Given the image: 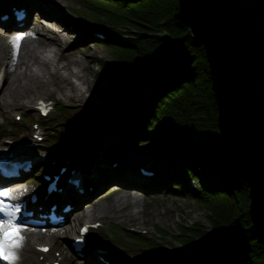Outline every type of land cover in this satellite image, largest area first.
Listing matches in <instances>:
<instances>
[{
    "label": "trees",
    "instance_id": "1",
    "mask_svg": "<svg viewBox=\"0 0 264 264\" xmlns=\"http://www.w3.org/2000/svg\"><path fill=\"white\" fill-rule=\"evenodd\" d=\"M12 1L0 0V7L5 9ZM104 2L111 6L109 20L91 24L86 34H106L97 40L112 46L116 56L100 63L103 105L108 107L99 111L97 106L91 128L80 134L85 137L82 148L77 144L66 156L76 165L89 167L100 143L111 137L110 131L119 137L112 161L128 160L138 141L153 139L160 145L158 177L149 186L170 181L174 190L180 188L178 192L204 202L211 211V228L198 223L181 227L179 235L187 236L185 245L192 253L173 257L162 240L154 243L158 238L133 233L130 239L142 249L127 264H264V243L253 230L249 213V188L232 168L218 134L205 50L178 18V0H90L88 4L105 7ZM117 24L131 25L135 32L113 31ZM125 82L134 85L131 94L137 97L129 105H118L114 102L123 98ZM112 109L119 117L107 129L114 120ZM186 174L198 181L199 190L178 183Z\"/></svg>",
    "mask_w": 264,
    "mask_h": 264
},
{
    "label": "rangeland",
    "instance_id": "2",
    "mask_svg": "<svg viewBox=\"0 0 264 264\" xmlns=\"http://www.w3.org/2000/svg\"><path fill=\"white\" fill-rule=\"evenodd\" d=\"M89 1L90 0H36L34 2L36 7L32 8V11L30 9L28 21L23 26V29L32 27L38 21V19H43L46 21L49 20L43 14L41 6L50 8L53 12L58 13V15L50 18L55 21V28L59 31H62V35L65 36L66 43L69 44V46H67L65 50H63V54H65L69 50H75L77 52L74 55L75 57L82 58L85 62H89V83L81 86L82 90H86L87 88H90V90L86 92V96L81 100H77V98H74L75 100L71 101H66L63 99L61 100V98H59V93L51 95L50 97H45L44 99L51 100L55 104V108L50 113L48 119L42 118L38 111L30 109L23 110V112L19 113L18 110H14L11 111L9 115H6L0 107V148L4 149V145L11 146L27 140L32 141V139L34 138L35 142H32L34 143L33 149L34 151H36V153H38V155H41V157H44V155H46L52 159H58L59 161L64 162L66 154L73 146H76L78 144L79 148H82V140L85 137L82 138L83 135L80 134L84 133L85 129L88 130L89 128H91L90 123L94 119L92 117L96 111L97 106L99 111H101V108L104 110L108 107V104L103 105L105 101L103 98V88L105 85L101 83L102 68L100 67V63L103 64L107 60H111L116 56L113 53L114 50L112 46H109L105 44V42H100L97 40L102 38L97 33H94L93 31V34L90 36L86 33L87 31H89V27L91 26V24L104 25L106 21L109 20V15L112 14V10L109 9L111 8V6L107 2H104L105 7L108 8L107 11L105 10L104 12L100 9L96 10V6H102L103 9H105V7L104 5L99 4H95L96 6L88 4ZM62 18L64 20H62ZM62 21L65 22V25L62 23ZM3 23L4 22L1 21L0 30H13L14 27L12 26V24H19V22H17L16 20L4 25ZM117 25L118 26L115 27L112 26L111 29L113 31L121 30L126 34L128 33V35H130L132 32H135L134 27L131 25ZM95 39L97 40V42L93 41ZM85 48L89 49V53L86 55L83 52ZM2 54L8 56L9 54H11V51L10 49L6 48ZM4 67H6L7 70L6 75H11L14 67L11 66L7 59L2 58L0 62V70ZM71 68L73 70H76L77 66L73 64ZM72 79L74 80V82L78 83L76 77L72 76ZM63 83L67 84L69 82L64 81ZM50 87L52 88L53 86ZM123 87L124 90L120 93L122 94V96L134 91V85H131L130 83L125 82L123 84ZM89 98L91 100H89ZM36 101L37 100H35L34 103ZM99 104H102L103 106ZM78 106L80 107L78 108ZM111 111L115 113L114 120H112V122L109 120L111 124L106 127L107 129L110 128L118 120L119 117L116 110L112 109ZM18 115L21 116L20 120H18ZM62 121H71V124H60ZM104 122L105 121H103V123ZM36 123L43 125V130L45 132L43 134L44 136L46 134V138L42 142L41 140L35 138L34 131L36 130ZM81 126L84 129H79ZM136 145L137 147L134 148V151L131 153L128 160L125 158H123L122 160L124 167H126L128 170H126L121 176H119L117 172H114V174L110 176L105 182H103L102 180V178L104 177L102 176L104 171L99 173V175L101 174L102 177L96 182L90 178L91 176H88V179H85L83 181L82 186L78 187V189L85 190V195H79L80 200L74 201H76V203L79 201H83V206L85 203L90 201L89 195H92L91 199L97 197L102 193H110V195H114L115 192L111 190L117 187L120 183L128 181L129 178L126 176V172L136 168L137 164L145 168L147 167V165L155 168V162L158 160L156 158L158 156L156 154V150L158 149V147H160V145H158L157 142L153 139L145 141L141 140L140 142L138 141ZM100 152L101 153H99L98 156L99 160L101 155L103 154V150H101ZM52 159L47 160V165ZM149 163H151V165H149ZM123 164L121 163L120 166ZM106 166L109 170L116 168L119 169L120 167L112 163L107 164ZM85 169L91 170L90 173L93 174L97 172L96 170H94V165H92L90 168ZM70 170L71 168L69 167V171L67 170V172L69 173V176H72ZM208 170H210L209 167ZM136 174H138L139 177H143L140 170ZM204 176V174L201 176V180H203V182L205 178ZM41 178L42 177L32 176L27 180V183L31 185L41 186ZM217 178H219V176ZM138 180L142 181V183H145L149 179L144 177ZM63 183L61 185L65 186V183ZM169 183H166L162 187L155 189L145 187L144 184V189H133L132 187L131 190L138 193L141 203L136 207H132L131 205V209L134 212L138 210H143V212H140V214L138 215L136 214V217L127 219L126 222H122L121 220L112 217H96L91 219L92 221L99 222L102 226H99L98 229H94L91 231V233L89 234V240L85 248H88V251H91L92 248H95L97 255L96 259L100 262V264L105 263H103L99 258V247H101L99 249L103 248L106 253L109 251L107 248L108 245H112L111 247L117 252H120L121 249H123L125 252H127L128 250H139L133 248L134 245H137L136 243L130 242L132 243L131 248L125 245V240H127V243H129L128 240H131L127 237V232L131 230V228L139 231H146V234L148 235L152 234V236H157L158 239H161L163 243L166 244L165 247L172 255H174L173 257H175V255L177 254L179 256H184L183 254H185V252L192 253L185 245L187 236L179 235L182 230L181 227L191 226L192 224L198 223L200 227L211 228V221L209 217L211 215V211L204 204V202L178 192L180 188L179 190H174ZM178 183L184 185L185 188H196L195 190H199L198 181H196V179L194 180L193 177L189 175L184 176V178L178 181ZM69 219V222H72V224L75 226V229L69 232L67 230V226H69L68 222L66 225H64V227H61L62 230H58L56 236L60 240V245L58 243V246L53 247L48 254L38 255L30 253V256L25 258L23 264H47V262L53 263L52 260H54L55 258L57 259L61 256L63 257V253L64 259L62 260L61 264H68L70 258H80V256L86 257L87 255L85 253L88 254V252L85 248L81 252V255L76 254L72 249L73 246L71 244V241L73 240L74 235L77 234L78 225L76 226L77 221H73L72 213L70 214ZM87 220L88 219H83L79 221L78 224L85 223ZM159 230L166 231L167 233L165 232L166 234L162 233V235H159ZM158 239L154 243L162 244V242ZM101 244L105 247H103ZM118 244H120L121 248L118 247ZM58 252H60L61 254ZM43 256L44 258L42 259ZM89 256L90 255L88 254V257Z\"/></svg>",
    "mask_w": 264,
    "mask_h": 264
},
{
    "label": "water",
    "instance_id": "3",
    "mask_svg": "<svg viewBox=\"0 0 264 264\" xmlns=\"http://www.w3.org/2000/svg\"><path fill=\"white\" fill-rule=\"evenodd\" d=\"M178 18L204 47L222 145L264 243V0H178Z\"/></svg>",
    "mask_w": 264,
    "mask_h": 264
},
{
    "label": "bare ground",
    "instance_id": "4",
    "mask_svg": "<svg viewBox=\"0 0 264 264\" xmlns=\"http://www.w3.org/2000/svg\"><path fill=\"white\" fill-rule=\"evenodd\" d=\"M35 7L36 5L34 4L32 8ZM41 7L43 14L49 20L38 19V21L28 29H23L22 27L17 28L14 24L13 30H0V62L2 58L7 59L11 66L14 67L11 75L7 76L3 85L0 86V107L6 115H9L10 112L14 110H18V113L26 109L35 111L37 110L36 104H38L40 99L50 97L56 93L60 94V97H58L61 98V100L71 101L75 100L74 98L81 100L86 96V92L90 90V88L82 90L81 86L89 83V62H85L82 58L75 57L74 55L77 53L75 50H69L63 54V50H65L69 44L66 43L62 31L55 28V21L50 18L58 15V13L53 12L50 8L45 6ZM62 20L64 19L62 18ZM62 23L65 25V22L62 21ZM17 36L23 37L20 41L18 52L14 48L13 43ZM6 48L11 51V54L8 56L2 54ZM83 52L86 55L89 53V49L85 48ZM73 64L77 66L76 70L71 68ZM72 76L76 77L78 83L74 82ZM64 81L69 82L67 84L71 85L64 84ZM50 86L53 87L51 88ZM35 100H37V102L34 103ZM89 100L91 99L89 98ZM79 107L80 106H78V108ZM109 146L110 144H105L103 147L100 163L96 164L94 167V170L97 171L96 173L93 174L90 173V171L81 169L78 176L82 178L81 183H83L89 175L93 176L95 180L102 169L108 168L106 165L110 164V156L106 150H109ZM10 147H14V145ZM24 147L25 143L19 144L18 148ZM30 148H33V146ZM128 174L135 179L139 177L133 169L130 170ZM136 184V181L122 182L111 190L115 192L114 195L102 193L92 199V195H89L90 201L85 203L79 210L73 212V220L79 222L83 219H88L86 222H95L91 219L96 217H112L126 222L127 219L136 217V214L138 215L140 212H143V210L134 212L131 209V205L132 207H136L141 203L138 193L131 190L132 187H136ZM78 207H80V204L76 206L75 209H78ZM74 229L75 226L69 223L67 230L71 232ZM53 230L56 229L45 232L43 230H30V228H28L24 232V235L26 234V239L23 248L20 250L18 264H23L25 258L30 256V253L38 254L39 251L37 250V246L48 244L51 245L52 248L58 246L60 240L57 238L56 234L58 230H62V228L59 227L58 230ZM38 255L44 254L39 253ZM63 259L64 253L63 257L60 259V264ZM90 260L97 262L94 257H91ZM52 261H58V259L55 258ZM87 261L85 257L70 258L68 264H89Z\"/></svg>",
    "mask_w": 264,
    "mask_h": 264
},
{
    "label": "snow or ice",
    "instance_id": "5",
    "mask_svg": "<svg viewBox=\"0 0 264 264\" xmlns=\"http://www.w3.org/2000/svg\"><path fill=\"white\" fill-rule=\"evenodd\" d=\"M22 36H17L14 43V48L18 52ZM0 261L5 264H18L20 259V250L25 243L24 232L27 230L21 222L20 213L21 206L12 204L13 194L10 191H0ZM88 231L86 225L82 230V234ZM42 251H47V248H42Z\"/></svg>",
    "mask_w": 264,
    "mask_h": 264
}]
</instances>
